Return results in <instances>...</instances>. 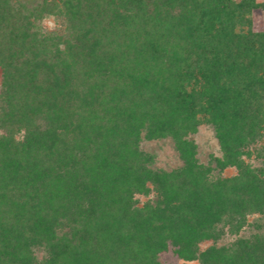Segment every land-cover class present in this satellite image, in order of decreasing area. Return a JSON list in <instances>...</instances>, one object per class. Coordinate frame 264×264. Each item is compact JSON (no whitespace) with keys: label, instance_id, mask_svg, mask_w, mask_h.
<instances>
[{"label":"trees","instance_id":"1","mask_svg":"<svg viewBox=\"0 0 264 264\" xmlns=\"http://www.w3.org/2000/svg\"><path fill=\"white\" fill-rule=\"evenodd\" d=\"M252 9L264 2L0 0V264H161L169 246L198 264H264V234L239 237L264 219ZM47 15L65 35L44 31ZM200 125L222 154L205 165L189 138ZM166 138L182 166L152 169L140 144Z\"/></svg>","mask_w":264,"mask_h":264},{"label":"rangeland","instance_id":"2","mask_svg":"<svg viewBox=\"0 0 264 264\" xmlns=\"http://www.w3.org/2000/svg\"><path fill=\"white\" fill-rule=\"evenodd\" d=\"M234 3L240 2V0H231ZM256 3L264 2V0H255ZM247 17L251 21V29L254 32H264V10L261 9H252ZM41 27L47 33L53 34H61L65 35V25L62 23V20L56 19L53 15H47L43 18L41 22ZM237 30L240 27L236 28ZM246 28L243 27V30ZM1 71H0V94H1ZM38 122V121H37ZM4 134V130L0 129V135ZM25 135V130L20 127V131L14 132V140L21 141L23 136ZM197 146V160L201 164H207L210 155L215 157H221V149L217 139L214 137L213 130L206 126L200 125L197 127L196 133L189 136ZM260 144H257V148ZM140 149L149 155L153 156V163L150 165L152 169H161L165 171L174 170L180 166H182V161L180 160L178 153L174 149L173 142L170 138L146 141L142 140L140 144ZM246 162L249 163L253 168H260L263 165V162L256 157L252 156L250 159H246ZM235 174L234 169H227L223 172V176H232ZM135 199L138 202V206H142L145 202L152 201L154 196L150 194L145 197L142 195H136ZM260 227V228H259ZM264 234V219L258 215H252L248 218V225L240 232L239 237L249 238L253 234ZM236 237L231 235H226L222 240H220L217 245H225L229 242L233 241ZM212 242H204L200 245L202 250L211 246ZM42 255L41 251H36V256L40 258ZM158 259L161 264H198L197 261H183L179 259L173 252V249L169 246L168 249L158 255Z\"/></svg>","mask_w":264,"mask_h":264}]
</instances>
